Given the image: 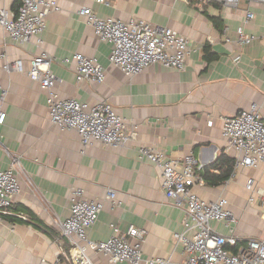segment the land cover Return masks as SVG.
<instances>
[{"label": "crops", "instance_id": "crops-1", "mask_svg": "<svg viewBox=\"0 0 264 264\" xmlns=\"http://www.w3.org/2000/svg\"><path fill=\"white\" fill-rule=\"evenodd\" d=\"M58 1L62 9L49 15L41 47L34 40L17 42L0 26V51L10 62L22 60L24 69L8 72L3 68L7 59L0 61V85L7 91L6 121L0 125V168L9 167L10 155L20 156L37 187L31 190L23 181L12 207L15 213L28 214V221L5 216L0 222V264H57L58 255L69 246L55 220L70 215L73 187L85 189L91 199L104 198L109 188L117 191V203H106L89 230L91 239L107 240L112 223L123 231L130 226L145 228L144 257L167 258L172 264L183 260L174 233L184 230L185 211L163 190L161 168L140 159L138 148L150 145L180 160L192 153L200 165L197 181L204 183H197L196 192L207 201L229 200L240 241L264 240V162L256 167L234 164L228 179L209 181L228 171L227 161L220 160L223 154L236 160V152L227 149L222 135V117L252 102L264 105V4L243 0L241 7L233 8L220 0ZM85 5L101 17L128 21L136 16L188 37L192 51L186 69L154 64L129 79L110 62L112 43L101 40L79 14ZM247 9L256 17L245 31L258 38L240 48L235 41H225L223 30L228 26L227 34L235 40ZM42 50L53 57L52 70L61 79L56 90L62 97L111 103L136 127V138L118 147L84 146L75 131L53 126L47 90L26 73L31 59ZM76 52L95 57L105 67L103 82H77L74 67L63 62ZM249 179L252 189H247ZM212 227L229 234L223 222L213 221ZM92 259L94 264H114L103 254L93 253Z\"/></svg>", "mask_w": 264, "mask_h": 264}, {"label": "built area", "instance_id": "built-area-1", "mask_svg": "<svg viewBox=\"0 0 264 264\" xmlns=\"http://www.w3.org/2000/svg\"><path fill=\"white\" fill-rule=\"evenodd\" d=\"M109 4L108 0H92ZM192 1V0H188ZM206 2L208 0H199ZM233 8H239L242 0H220ZM249 3L264 4V0H247ZM0 0V26L20 43L33 40L43 45L42 34L47 19L53 12L61 11L58 0ZM79 14L93 27L103 41L112 43L110 62L116 65L129 79L143 73L154 64L185 70L191 54L188 37L177 33L169 26L152 23L144 18L133 17L128 21L114 17H101L91 6H82ZM256 13L247 9L243 24L237 29V38L228 34L224 27L225 41H235L242 48L258 37L245 31ZM7 59L0 51V61ZM240 56L236 59L238 60ZM53 57L42 50L31 59L27 75L47 90L51 124L62 131H75L84 146L100 143L107 147L124 146L136 138V127L128 124L107 101L95 104L82 102L76 97H62L56 90L61 79L52 70ZM74 67L78 83L84 81L101 83L106 78L105 67L93 56L76 52L64 59ZM3 68L8 71H24L22 60L7 61ZM7 91L0 85V125L6 121L3 105ZM222 135L227 140L228 150L236 152L235 167H256L264 162V105L252 102L248 108L232 116L222 117ZM213 120L209 121L212 124ZM139 157L149 160L161 168L162 188L177 207L185 211L184 230L174 233L176 245L182 246L184 259L176 264H264V240L240 241L234 224L238 219L229 207L226 197L214 201L203 199L195 190L198 184L197 168L193 154L183 160L168 156L156 146H140ZM10 165L0 168V222L5 216H17L26 221L29 215L12 211L14 201L21 193L23 181L31 190H36L32 176L24 168L18 155H10ZM253 188V179L247 189ZM260 193V191H258ZM254 197L251 198L253 200ZM106 203H117V191L109 188L102 199H91L85 189L73 187L71 213L66 219L57 217L64 243L69 246L57 259V264H94L92 254H103L114 263L172 264L170 259L144 257L142 243L147 229L130 226L123 231L112 223V234L107 240L96 241L89 237V230L96 224ZM223 222L229 234L218 233L212 222ZM13 264V263H10Z\"/></svg>", "mask_w": 264, "mask_h": 264}, {"label": "trees", "instance_id": "trees-1", "mask_svg": "<svg viewBox=\"0 0 264 264\" xmlns=\"http://www.w3.org/2000/svg\"><path fill=\"white\" fill-rule=\"evenodd\" d=\"M210 1H213V0H208L206 3H209ZM205 50H206V52H208L209 51V46H206ZM220 160L222 162H226L227 161V163H228V171L225 174L221 175L217 180H215V182L212 179H209L207 177V179H209V181H211L213 183H221L224 180L228 179L230 177V175H231V172H232L234 164H235V159H232V158H230V157H228L227 155H224V154L221 156Z\"/></svg>", "mask_w": 264, "mask_h": 264}, {"label": "rangeland", "instance_id": "rangeland-1", "mask_svg": "<svg viewBox=\"0 0 264 264\" xmlns=\"http://www.w3.org/2000/svg\"><path fill=\"white\" fill-rule=\"evenodd\" d=\"M242 1H243V0H242ZM242 1H241V4H240V7H241V5H242V3H243Z\"/></svg>", "mask_w": 264, "mask_h": 264}]
</instances>
